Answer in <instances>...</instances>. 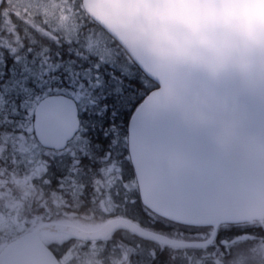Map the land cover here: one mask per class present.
I'll use <instances>...</instances> for the list:
<instances>
[{
	"label": "water",
	"instance_id": "1",
	"mask_svg": "<svg viewBox=\"0 0 264 264\" xmlns=\"http://www.w3.org/2000/svg\"><path fill=\"white\" fill-rule=\"evenodd\" d=\"M84 6L158 85L128 124L143 204L171 221L215 228L206 241H184L125 218L94 230L48 222L6 245L0 264H59L42 232L96 240L125 228L161 244L205 247L222 223L264 219V39H255L254 27L264 0H84ZM34 124L45 147L64 149L80 129L76 101L43 99Z\"/></svg>",
	"mask_w": 264,
	"mask_h": 264
},
{
	"label": "flooded vegetation",
	"instance_id": "2",
	"mask_svg": "<svg viewBox=\"0 0 264 264\" xmlns=\"http://www.w3.org/2000/svg\"><path fill=\"white\" fill-rule=\"evenodd\" d=\"M109 38L115 41L88 14L84 0H3L2 2L0 66L5 70L0 69V104L5 103L4 98L8 96L19 98L22 95L25 99L22 110H28L30 114V120L27 122H0V226L6 222L5 225L11 224L21 228L19 232H15L16 235L11 236L13 234L11 233L9 239L18 237L46 221L44 184L51 182L50 179L45 178L46 151L61 156L73 142L86 133L82 122L80 131L64 151L46 149L36 135L35 110L44 98L64 95L76 100L80 115L87 113L90 104H93V92L100 83L97 75L93 79L92 48L106 49ZM99 60L102 64L103 60ZM44 80L51 82L47 88L42 86ZM16 82L19 84L13 88ZM35 83L41 87L40 91H31V86ZM115 173L120 178L123 177L120 165H117ZM110 180L111 182L106 180L101 183L103 193L96 204L92 202V188L87 186L73 188L71 204L73 209L59 216L72 220L65 223H73L85 229L98 226L92 221L97 209L106 215L110 214L114 207V195L119 194L120 186L129 189L125 182L118 185L113 179ZM76 190L82 192L77 194ZM93 206L97 209H93ZM100 219L99 222L106 220L101 217ZM50 220L53 219H47ZM239 225L221 224L215 240L210 245L217 249L206 250L202 256H214L215 264L236 262L243 264L242 257L247 255V251H241V254L237 250L232 251L234 255L238 254L235 260L224 257L231 253L227 248L232 240L220 234L233 227L241 228L238 227ZM203 229L200 230L203 234L199 232L201 235L197 240L208 239L213 227L206 226ZM132 234L135 240L143 239ZM69 237L83 242V245L89 247L91 251L96 252L100 249L104 253L107 251L115 253L114 247L108 248L109 238L85 241ZM147 241L155 247V242ZM137 248L140 251V247ZM70 251L62 254L60 259L64 256L66 260H71L74 254ZM152 255H155V249ZM111 260L116 264L121 262L119 256L108 258L109 263Z\"/></svg>",
	"mask_w": 264,
	"mask_h": 264
},
{
	"label": "trees",
	"instance_id": "3",
	"mask_svg": "<svg viewBox=\"0 0 264 264\" xmlns=\"http://www.w3.org/2000/svg\"><path fill=\"white\" fill-rule=\"evenodd\" d=\"M107 50L110 57L104 64H101L96 53L92 56L93 79L97 75L100 83L93 92V104H90L87 113L81 114L86 133L72 143L74 146L71 152L59 156L57 153L46 151L44 156L45 178L51 180L50 183L44 184L45 217L54 219L66 211L71 212L73 188L79 189L81 186L92 188V202L96 204L103 193L101 183L113 179L118 185L125 182L129 189L120 186L121 191L118 195H114V207L108 215L93 206V209H97L92 220L94 223L99 221L100 217L109 220L119 216L170 236L192 233L191 235L197 237L200 230L204 229L186 227L156 216L144 207L140 200L127 152L128 122L140 101L157 85L111 38L108 39ZM0 69L5 70L3 66H0ZM18 84V82L14 83L13 88ZM50 84V81L44 80L42 86L47 88ZM40 89L37 83L31 86L33 92ZM4 99L5 103L0 104V122L30 120L28 110H22L25 103L22 95L19 98L8 96ZM117 165L122 167V178L115 173ZM75 192L80 194L82 190ZM56 200L58 202H55ZM245 226L220 232L224 238L229 237L232 240L227 248L231 253L224 257L235 260L238 256L232 251L246 250L248 261H244L245 264H264V221ZM15 232L11 236L16 235ZM109 240L108 248L114 247L115 253L111 251L104 253L100 249L96 252L91 251L89 247L83 245V242L64 235H52L47 239V243L57 256H62L71 250L74 257L69 264H90V262L116 264L113 259L108 262V258L112 256H119L120 264H215L214 256H202L206 250L217 249L210 246L203 249L172 248L155 242L153 247L151 242L143 239L135 240L131 232L123 229L116 230L109 236ZM136 246L140 247V251ZM153 249L155 255H152Z\"/></svg>",
	"mask_w": 264,
	"mask_h": 264
},
{
	"label": "rangeland",
	"instance_id": "4",
	"mask_svg": "<svg viewBox=\"0 0 264 264\" xmlns=\"http://www.w3.org/2000/svg\"><path fill=\"white\" fill-rule=\"evenodd\" d=\"M92 50H93V53H96L97 54V56L100 58V59H102L103 60V63L102 64H104L105 63V61L107 60V59H109V57H110V54H109V52H108V50H107V47H106V49L105 48H100V47H94V48H92ZM73 144H71V146H70V148H68V149H66V151H65V153H69V152H71L72 151V149H73ZM109 181L111 182V180L109 179ZM45 220L47 221V218L45 217ZM101 220V219H100ZM45 221V222H46ZM53 221H58L59 223H65V222H70V221H72V220H70V218H68V217H65V216H62V217H56V218H54L53 219ZM106 220H104V221H101V222H99V221H96V225H100V224H102V223H104ZM6 224V222L4 223V225H2V226H0V249L6 244V242L8 241V239H9V235L11 234V233H14L15 231L16 232H19V230H21V228L20 227H18V226H15V225H11V224H8V225H5ZM12 226V227H11ZM202 233V232H201ZM192 233H184V235H181V234H179V235H174V236H172V237H177V238H185V239H188V240H194L195 239V241L198 239V237L201 235V234H199L197 237H195V235L193 236V235H191ZM203 234V233H202ZM263 248H264V245H263ZM241 251H245V250H239V252H240V254H241ZM91 255V254H90ZM236 256H238V255H236ZM242 259H243V264H245V262L244 261H248V255H246L245 257H242ZM66 260V259H65Z\"/></svg>",
	"mask_w": 264,
	"mask_h": 264
},
{
	"label": "clouds",
	"instance_id": "5",
	"mask_svg": "<svg viewBox=\"0 0 264 264\" xmlns=\"http://www.w3.org/2000/svg\"><path fill=\"white\" fill-rule=\"evenodd\" d=\"M257 4H260V0H256ZM254 27H255V39H264V7H258L254 12ZM163 54V49H159Z\"/></svg>",
	"mask_w": 264,
	"mask_h": 264
},
{
	"label": "bare ground",
	"instance_id": "6",
	"mask_svg": "<svg viewBox=\"0 0 264 264\" xmlns=\"http://www.w3.org/2000/svg\"><path fill=\"white\" fill-rule=\"evenodd\" d=\"M146 229L151 230V229H149V228H146Z\"/></svg>",
	"mask_w": 264,
	"mask_h": 264
}]
</instances>
